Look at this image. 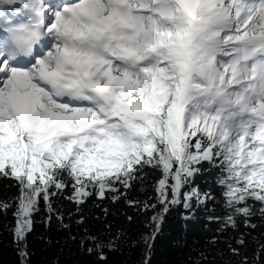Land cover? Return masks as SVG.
<instances>
[{"label": "snow or ice", "instance_id": "6c2138e0", "mask_svg": "<svg viewBox=\"0 0 264 264\" xmlns=\"http://www.w3.org/2000/svg\"><path fill=\"white\" fill-rule=\"evenodd\" d=\"M205 163L220 173L223 228L255 229L264 0H0V177L18 189L0 209L15 207L18 246L42 209L57 218L58 197L116 202L149 171L154 239L173 208L209 198L193 183ZM91 239L106 264L110 245Z\"/></svg>", "mask_w": 264, "mask_h": 264}, {"label": "trees", "instance_id": "16d2710c", "mask_svg": "<svg viewBox=\"0 0 264 264\" xmlns=\"http://www.w3.org/2000/svg\"><path fill=\"white\" fill-rule=\"evenodd\" d=\"M219 176L217 169L205 163L193 183L209 198L190 212L182 206L173 208L154 239L150 217L155 212L145 214L143 208L144 202L157 195L158 173L151 171L116 202L93 196L78 207L66 199L70 192L58 197L54 201L57 218L48 222L43 209L36 214L26 248L15 241V207L0 209V264H100L99 255L88 251L96 247L92 237L110 245L103 253L106 264H241L245 256L250 264H257L256 253L264 245V218L258 212L251 218L255 229L245 227L239 219L237 229L223 228L225 209ZM16 195L15 181L0 177V202L13 204ZM59 216H63L62 222ZM81 219L83 223L78 222ZM240 238L245 245L237 243ZM232 248H238L240 255H234ZM25 250L27 256L22 255Z\"/></svg>", "mask_w": 264, "mask_h": 264}]
</instances>
